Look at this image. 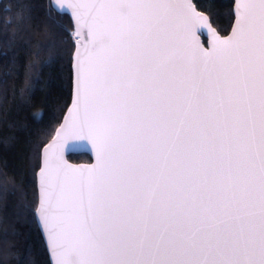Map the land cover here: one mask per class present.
<instances>
[{
    "label": "snow or ice",
    "instance_id": "6c2138e0",
    "mask_svg": "<svg viewBox=\"0 0 264 264\" xmlns=\"http://www.w3.org/2000/svg\"><path fill=\"white\" fill-rule=\"evenodd\" d=\"M68 10L71 28L52 16ZM48 19L67 35L28 70L69 44L75 88L24 211L52 264H264V0H49ZM77 147L95 163H68Z\"/></svg>",
    "mask_w": 264,
    "mask_h": 264
},
{
    "label": "trees",
    "instance_id": "16d2710c",
    "mask_svg": "<svg viewBox=\"0 0 264 264\" xmlns=\"http://www.w3.org/2000/svg\"><path fill=\"white\" fill-rule=\"evenodd\" d=\"M219 3L228 5L230 0ZM25 6L31 19L20 24L18 13L27 11ZM48 7L49 0H0V173H6L0 175V264H50L36 219L24 206L35 208L39 167L33 155L35 142L44 133L48 134L45 143L54 136L71 101L74 46L63 45L56 52L58 59L42 70H28L30 62L38 63L32 55L37 40L67 35L48 19ZM218 11L213 26L227 35L233 18L226 15V7ZM52 16L73 27L67 15L53 12ZM13 38L17 46L9 47ZM26 38L30 39L24 46ZM47 55L46 50L40 59ZM68 159L90 162L87 154Z\"/></svg>",
    "mask_w": 264,
    "mask_h": 264
},
{
    "label": "water",
    "instance_id": "95a60500",
    "mask_svg": "<svg viewBox=\"0 0 264 264\" xmlns=\"http://www.w3.org/2000/svg\"><path fill=\"white\" fill-rule=\"evenodd\" d=\"M67 16L70 18L72 25H74V21H72L71 16H70V10H68ZM232 26H233V23H232ZM232 26H231V28H232ZM230 33H231V29H230V31H229V33L227 35H229ZM197 35L200 36V33L198 32ZM227 35H222V36H227ZM200 38H201V42L204 45V47L205 48L209 47V41H210L211 37L208 36V35H203ZM74 52H75V48H74V51H73V54H72V64H71V67H72V94H71V100H72V97H73V94H74V88H75V69L73 67V64H74ZM70 104H71V101H70ZM70 104H69V106H70ZM66 114H67V110H66L64 116ZM62 121H63V118L61 120V123H62ZM77 154H87L90 157V162H87V163H74V162H71L68 159V157L70 155H77ZM65 159H67L68 163L73 164V165H77V166H79V165H89V164L95 163V156H94V154L87 153L84 149L79 148V147L73 149V151L71 152V154H66L65 155ZM36 183H37V195H38L39 176L37 175V173H36ZM35 219H36V223L38 225L39 231H40V233L42 235L43 241L45 243V246H46V249H47V253H48V256H49L50 264H52V261H51V253H50V249H49V246H48V243H47V236L43 232L42 225L37 222V218L36 217H35Z\"/></svg>",
    "mask_w": 264,
    "mask_h": 264
}]
</instances>
